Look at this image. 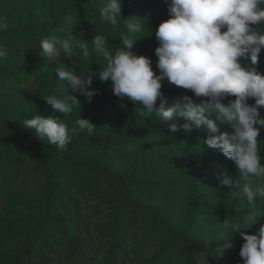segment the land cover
Segmentation results:
<instances>
[{"label":"rangeland","instance_id":"374dc122","mask_svg":"<svg viewBox=\"0 0 264 264\" xmlns=\"http://www.w3.org/2000/svg\"><path fill=\"white\" fill-rule=\"evenodd\" d=\"M120 2L122 19L145 21L147 31L134 37L140 39L132 50L153 63L158 47L155 31L169 18L164 0ZM101 6V0H0V20L8 25L4 32L15 34L0 36L8 52L0 58V264H197L201 253L192 243L205 244L215 236L218 222L231 218L242 226L233 233L232 246L210 247L207 257L208 264H228V255L239 253L244 243L240 232L255 234L264 223L262 216L257 224L243 227L246 214L264 213V198H257L253 209L242 197L231 196L227 187H219L218 178L224 173L245 183L232 161L204 145V138L165 139L164 131L171 133L165 123L144 131L164 139L128 156L120 152L116 144L136 135L138 123L158 118L154 113L141 116L139 102L133 105L113 95L110 82L99 80L105 62L95 53L89 60L79 54L74 57L78 73L94 74L92 89L99 94L91 102L77 96L80 108L63 114L43 100L48 94H75L59 81L58 63L31 51L28 34L68 18L71 11L82 10L94 17ZM123 30L121 21L119 28L103 33L111 47L122 46ZM255 67L264 74V48ZM163 85L177 87L167 81ZM175 92L168 94L166 107L183 95L193 96L179 87ZM202 99L193 97L197 104ZM228 99L235 97L222 103ZM247 102L251 105L254 99ZM260 112L264 116V109ZM34 114L65 119L70 128L76 119L84 118L97 128L91 136L86 130L73 135L72 143L62 151L22 126ZM178 122L183 121L178 118ZM217 123L221 132L231 131L228 125ZM257 139L264 166V129ZM42 146L55 152L47 154ZM224 161L228 165L223 167ZM91 164L105 176H91L85 167ZM260 182L264 181L253 179V183ZM122 188L136 204L125 206ZM114 221L118 232H113ZM120 237H125L123 254L117 249Z\"/></svg>","mask_w":264,"mask_h":264},{"label":"clouds","instance_id":"9594fccd","mask_svg":"<svg viewBox=\"0 0 264 264\" xmlns=\"http://www.w3.org/2000/svg\"><path fill=\"white\" fill-rule=\"evenodd\" d=\"M169 18L161 22L155 37L158 47L152 69V60L137 55L132 49L134 38L147 31L143 19H122L120 0H101V20L112 28H119L122 46L111 47L107 37L97 34L91 45L84 40H75L68 35L61 39L47 35L39 41L38 55L47 61L56 62L61 57L82 55L89 60L92 53L105 62L98 77L101 82H110L111 91L119 100L139 102L141 116H152L165 123L172 133H189L203 128L206 136L202 143L209 149L219 151L235 165L240 177L233 179L227 173L219 177V187H227L231 196L242 197L256 209L257 198H264V182L253 183V179L264 181V166L260 156L261 142L257 139L264 129V74L255 67L264 48V0H164ZM8 25L0 20V32ZM223 30V31H222ZM7 49L0 44V58L6 57ZM60 61V59H59ZM242 61H247L243 63ZM58 63L55 69L59 81L65 82L75 95H45L43 100L56 112L72 114L80 108L82 96L87 102L98 95L92 89L93 73L80 74L75 68ZM190 90L167 106V97L161 91L162 84ZM195 98H207L197 104ZM228 97L227 104L222 103ZM254 99L249 105L248 100ZM157 101L159 103L157 104ZM214 118H210L213 117ZM182 120L183 122H178ZM226 124L231 131L221 132L218 123ZM22 126L33 132L40 140H46L57 149L72 143L73 135L87 131L89 136L97 128L87 119L78 118L75 126L69 127L65 119L34 114L25 119ZM264 213L254 211L244 217V228L257 224ZM241 222L226 218L218 222L217 232L205 242L207 247L230 248L231 237L241 228ZM244 243L239 250L243 264H264V223H260L255 234L240 232ZM204 251L198 255L197 264H208Z\"/></svg>","mask_w":264,"mask_h":264},{"label":"trees","instance_id":"16d2710c","mask_svg":"<svg viewBox=\"0 0 264 264\" xmlns=\"http://www.w3.org/2000/svg\"><path fill=\"white\" fill-rule=\"evenodd\" d=\"M81 13V14H79ZM78 15V17H77ZM66 16H68V18L65 19H60L59 21H57L56 23H54L53 25H51L48 28L45 29H41V30H37L36 32H33L32 34H28L29 38H30V44H31V51H36L39 52V41L41 39H43L45 36L47 35H56L58 37H60L61 39H67L68 35L72 36L75 40H84L88 43H91L92 39L94 36H96L97 34H103L105 33L110 26L105 24L101 18L100 15H96L94 17H91L89 15H86L85 13L82 12V10H75V11H71L70 14H66ZM1 34V33H0ZM15 34L12 32H3L0 36H2L3 38H9L11 36H14ZM20 38H23L24 36H18ZM60 59V61H59ZM74 57H63V54L61 55L60 58H58V60L55 63H61V64H66L69 65L71 64L70 61H73ZM154 60V59H153ZM155 62L156 60H154V62L152 63L153 65V71L157 72L156 67H155ZM177 87L171 88L170 86H165L163 85L161 88V91L165 94V96L167 97L168 94H177L176 91ZM190 90H185L186 93H188ZM190 94V93H189ZM144 121H141L140 123L137 124L136 127V135H129L131 137H129V141L123 142V143H117V149L122 152L124 155L128 156L131 153H134L137 149L139 148H146L148 146H151L154 141H158V140H162L164 138L163 135L167 136L165 137V139H172L174 137H179V138H185V139H190V138H205L206 136V132L204 129H199V130H192L189 133H183L181 131H177L176 133H169L168 135H166L167 131H164V133L161 135L162 137H152V135H147V133H145L144 131L149 128H155L157 127V125H159L160 123H163L161 121H158L157 119H149L148 121H146L145 119H143ZM219 128L220 125H218ZM167 130V129H164ZM147 136H145V135ZM134 142V143H133ZM43 150H45L47 154H50L48 152H55V150L50 149L48 147L42 146L41 147ZM228 162L224 161L223 162V167L227 166ZM86 170L87 172L93 176L94 178H98L99 176H105L104 172L101 171V169L99 167H97L94 164L91 165H86ZM149 186H155V185H149ZM174 188L178 187V184H174L173 186ZM121 193H122V197L124 199V204L125 206L131 205L133 206V201H131V199L129 198V196L125 193L124 189H120ZM173 191H180L178 189H173ZM137 208H140L139 205H137ZM261 208H263L264 211V202L261 205ZM119 231V225L117 222L114 221L113 224V232H118ZM132 234V230L129 231L128 235ZM125 240V237H120V240L117 244V249H118V253L119 254H123L124 253V247L122 242ZM193 248L198 252V253H202L204 251L205 255H208L209 252H211L209 249L210 247H207L206 244H202L200 242H195L192 243ZM228 264H243V260L242 258L239 256L238 252L237 253H233L231 255H228V259H227Z\"/></svg>","mask_w":264,"mask_h":264}]
</instances>
